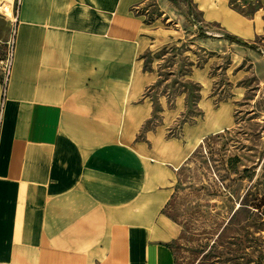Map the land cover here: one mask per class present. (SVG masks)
Instances as JSON below:
<instances>
[{"label":"rangeland","instance_id":"obj_1","mask_svg":"<svg viewBox=\"0 0 264 264\" xmlns=\"http://www.w3.org/2000/svg\"><path fill=\"white\" fill-rule=\"evenodd\" d=\"M61 3L0 0V54L23 14ZM116 14L135 31L132 68L102 84L123 121L99 138L58 127L53 143L85 220L76 249L93 256L109 222H146L165 196L175 264H264V2L139 0Z\"/></svg>","mask_w":264,"mask_h":264},{"label":"crops","instance_id":"obj_2","mask_svg":"<svg viewBox=\"0 0 264 264\" xmlns=\"http://www.w3.org/2000/svg\"><path fill=\"white\" fill-rule=\"evenodd\" d=\"M82 1L23 14L13 34L0 127V264H175L170 241L176 226L159 193L146 222L111 221L93 256L76 249L85 220L52 157L55 133L70 126L99 138L101 123L123 121L116 95L102 82L132 68L127 40L135 31L116 13L139 0ZM6 36L0 29V40ZM55 177L53 188L48 182Z\"/></svg>","mask_w":264,"mask_h":264},{"label":"built area","instance_id":"obj_3","mask_svg":"<svg viewBox=\"0 0 264 264\" xmlns=\"http://www.w3.org/2000/svg\"><path fill=\"white\" fill-rule=\"evenodd\" d=\"M13 60V47L7 48L6 52L0 54V127L2 110L6 98L7 85L11 73Z\"/></svg>","mask_w":264,"mask_h":264}]
</instances>
